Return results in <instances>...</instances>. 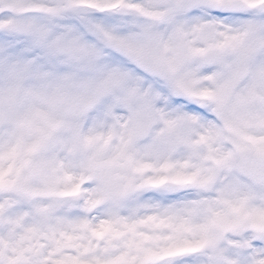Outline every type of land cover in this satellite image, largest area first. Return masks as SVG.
Here are the masks:
<instances>
[{
  "label": "snow or ice",
  "instance_id": "1",
  "mask_svg": "<svg viewBox=\"0 0 264 264\" xmlns=\"http://www.w3.org/2000/svg\"><path fill=\"white\" fill-rule=\"evenodd\" d=\"M0 264H264V0H0Z\"/></svg>",
  "mask_w": 264,
  "mask_h": 264
}]
</instances>
